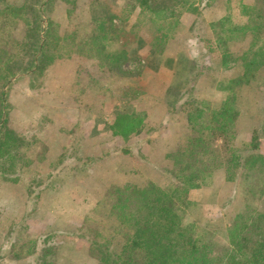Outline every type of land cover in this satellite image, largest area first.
Here are the masks:
<instances>
[{"label":"rangeland","instance_id":"1","mask_svg":"<svg viewBox=\"0 0 264 264\" xmlns=\"http://www.w3.org/2000/svg\"><path fill=\"white\" fill-rule=\"evenodd\" d=\"M2 1L3 8L24 7L22 12H15L20 14L17 22L12 16L3 18L0 13V91L3 88L6 91V102L1 105L0 112L6 113L7 124L14 127L18 134L28 124L22 121L17 109H29L24 96L31 90L40 100L49 103H42V109L54 108L46 94L52 93L56 100L72 105L78 101L81 104L83 98L85 104L82 107L101 109V120L108 127L111 124L104 118L108 119L106 109H117V114L124 109L132 110L130 119L118 117L116 122L119 131L126 130L130 134L127 148L131 157L126 155L114 162L116 159L108 152L106 157L113 160L109 164V160H105L103 170L111 175L115 172L130 173L129 177L133 179L130 183L134 185L142 186L146 181H152L165 187L171 178L164 170L173 169L169 155L182 148L192 132L187 121L190 109L199 108L210 114L209 110L218 109L227 94H233L240 109L233 140L239 155H244L246 148L249 150L252 134L263 124L264 69L258 68L250 83L231 82L242 75L240 53L248 44L249 32L236 30V37L230 41L228 31L233 26L252 23L243 13V4L261 7L264 14V0H158L160 7L162 1L168 4L172 14H163L162 24L159 22L157 26L148 20L146 12L139 11L138 5H131V0H41L42 27L38 38L47 44L43 47L39 68L37 57L41 52L33 54L35 49L32 47L36 27L30 11L35 0H1L0 11ZM128 4L130 6L126 7ZM33 7L36 10L38 5ZM112 14L116 16L112 24L124 28L118 42L113 39L114 35H109L112 29L108 23L102 38L95 22L98 16H105L109 21ZM231 32L234 34L235 30ZM260 32L264 40V19ZM241 37H244L243 40ZM122 48L129 57L122 66L124 71L108 65L111 54ZM229 82L232 88L222 90ZM59 88H62L61 91ZM55 89H58V94ZM110 115L113 122L115 111ZM41 122L29 126L24 136L29 138L34 135ZM139 132H142L141 136L134 135ZM141 138L143 146L132 145L131 141ZM220 144L221 141L216 138L215 145L218 147ZM30 150L42 156L45 146H24L21 149L26 153ZM36 159L32 155L28 172L22 169L17 173V163L13 159L0 157V214L3 213L2 204L10 199L13 201L7 204L8 212L18 215L24 208V197L29 209L35 207L33 211H36L34 214L31 210L26 212L22 219L26 220L27 226L20 233L14 249V255L20 256L18 263L29 264L32 261V264H39L38 256L48 245L53 246V250L49 253L50 257L45 258L46 264H105L98 260V246L101 244H106L111 253L119 254L131 230L126 223H121L123 215L111 203L98 199L83 210L63 211L64 217L70 218L66 227L49 225L47 222L50 221L44 220V214L53 212L47 210L54 196L45 189L33 195L30 201L28 198L31 195L26 196L24 189L18 195L15 190H11L12 194L8 193L7 186L10 189L12 183L22 182L26 190L32 186L42 189L47 185L49 179L36 180V176L30 174L38 173L36 166L34 168ZM22 161L18 164L20 167L24 165ZM101 165L102 162H96L97 169L90 175L95 178V184L107 189L109 183L99 181ZM244 171L247 170L237 167L216 169L209 183L191 188L187 193L193 205L183 212L184 222L193 223L197 235H206V240L212 239L219 244V249L221 245H227V229L246 205L264 215L263 175L253 174L247 178V174L243 175ZM52 179L56 180V177ZM89 186V182L84 184V189ZM97 193L95 190L93 198L97 197ZM52 216L58 215L54 211ZM78 217L82 220L78 221L80 224L75 222ZM58 229H67V232L63 234ZM31 234L33 239L38 240L34 253L26 257L28 244L22 241ZM21 248L25 251L22 252ZM213 251L215 253L216 248ZM58 254L65 256L60 258ZM4 263L1 258L0 264Z\"/></svg>","mask_w":264,"mask_h":264},{"label":"trees","instance_id":"2","mask_svg":"<svg viewBox=\"0 0 264 264\" xmlns=\"http://www.w3.org/2000/svg\"><path fill=\"white\" fill-rule=\"evenodd\" d=\"M131 1V5H138L139 11L146 12L148 20L156 26L159 22L162 24L163 14L167 12L172 14L170 6L164 1L162 7L158 0ZM40 3L41 0H35L34 5L38 7L35 10L32 5L30 11L37 33L33 36L35 46L32 45L35 49L33 54L41 52L37 57L38 68L41 65L43 47L47 44L38 38V32L42 27L43 10V3L41 5ZM3 6L2 1L0 13L3 14V18L8 19L12 16L17 22L20 14L15 12L16 10L22 12L24 7L3 8ZM242 8L243 13L252 23L248 25L247 22L241 27L236 25L228 31L230 41L236 37V30L241 31L240 33L249 32L248 44L240 53L242 75L231 81L237 84L250 83L256 70L264 69V40L260 32L264 19L263 10L261 7L246 4H243ZM114 17L116 16L112 14L108 21L105 16H98L95 22L102 38L109 24L112 29L111 32L108 30L109 35H114L113 39L118 42L124 28L112 24ZM168 18L171 19L169 16ZM232 30H235L234 34H231ZM255 37L257 38L254 41ZM243 38L241 37V40ZM126 54L124 48L118 49V52L116 50L111 54L108 65L124 71L122 66L129 60ZM231 82L222 90L227 91L232 88V85H229ZM234 97L233 94H227L217 106L218 109L209 110L210 114L199 108L194 111L190 109L187 113V121L192 132L186 137L182 148L169 155L173 169L164 170L171 178L167 186L161 187L152 181H146L142 186L127 183L112 187L105 193L106 202L121 211L123 215L120 217V220L123 219L121 223H126L131 233L122 243L119 254L111 253L106 244L99 245V261H104L105 264H222L223 262V264H264V215L256 212L253 207L246 205L242 212L236 215L227 229V245H221L220 249L219 244L214 243L212 239L206 240V235H197L193 223L184 222L183 212L193 205L187 196L188 191L209 183L216 169L243 168L247 170L243 174H247V178L253 174L263 175L264 178V112H262L263 124L261 123L252 134L249 144L251 149L246 148L244 155L236 154L238 149L235 148L233 140L236 137V120L240 109L237 108ZM5 102L6 91L3 88L0 91V108ZM216 138L221 141L218 146L220 148L215 145ZM15 141L17 140L12 139L10 131L0 124V157L12 159L18 148L15 143L12 144ZM214 248H216L215 253ZM48 254L47 249L40 258L43 262L40 261L39 264H46L44 262H47L45 258Z\"/></svg>","mask_w":264,"mask_h":264},{"label":"crops","instance_id":"3","mask_svg":"<svg viewBox=\"0 0 264 264\" xmlns=\"http://www.w3.org/2000/svg\"><path fill=\"white\" fill-rule=\"evenodd\" d=\"M24 80L25 78H23V81ZM61 89L59 88L60 91ZM57 90L58 89H55L56 94H58ZM46 96L50 97L48 99L53 102L54 105L51 104L54 107L53 109H42V103H49L40 100V98L35 96L32 90L29 92V94L25 93L24 97H26L28 100L30 105L29 109H17V113L19 114L22 121L28 124V126L25 127V124L20 122V124H23V127H25L21 130L20 134L14 130V127L11 128L7 124L6 113L3 111L1 114L0 124H3V126L10 131L12 134V139L17 140L12 143H15L18 147L17 153L14 151L16 154L12 157L13 161L17 163V173L18 170L22 169H24L25 172L30 170L29 168L32 164L31 157L34 155L35 158H37L34 168L36 166V170H38L36 172L38 173L32 172L30 174L36 176V180L37 178H46L49 179V181L47 185L44 187L42 186V189H39V186H32L31 189L26 190L24 185L21 184L22 182L17 184L12 183L13 185H10V189L8 186L7 188L8 193L11 192L10 194H12L13 191L11 190H15L17 191V195L21 193L22 189H24L26 196L28 194L31 195L28 198L29 201L32 200L33 195L35 196L39 191L45 189L47 193H50L54 196L51 199L50 206L47 210V212L49 210H53V212L50 211L51 213L49 212L47 215L44 214V220L47 219V221H50H46L49 225L57 224L67 227L70 218L64 217L63 211H67L69 209H77L78 211L79 209L83 210L85 207H91L98 199H100L101 202L107 203V200L104 196L107 191H109L112 187L123 186L124 184L133 181V179H130L129 177L130 173L127 175L124 172H115V174L111 175L110 173L103 170L105 167V160H109V157H106L108 152L110 157H114L116 159L114 162H117L119 158L125 157L126 155L131 157L130 150L128 151L127 148V144H129L127 138L130 134L128 135L129 132L126 130L119 131V127L117 126L116 122L118 117L130 119V116H133V111L124 109V111H121V113L117 114V109H106L108 119L106 117L104 118L109 124H111L108 127L106 123L101 120V109H85V107H82V104H85V99L82 98L81 104H79L78 101L76 105H72L69 103H61L59 99L56 100L57 98L53 97L52 93L48 95L46 94ZM32 103H34V105H32ZM23 104L24 103H22V105ZM114 111L115 119L113 122H111L110 113ZM34 122H36L37 125L41 122L38 130L34 133V135H31V137H25L24 132L29 126L31 127ZM101 124H104L107 127L103 128ZM141 134L142 132H139L134 135L141 136ZM25 138H27V140H25ZM143 138L134 142L131 141L132 145L143 146ZM146 142L148 141L146 140ZM42 144L45 146V152L42 156H39V153H33L32 150H30L29 153L21 151L24 146H34L37 148L38 145ZM121 150L128 152L125 153ZM22 160H24V165L20 167L18 164L19 162H23ZM112 160L113 159L109 160L107 164L112 162ZM96 162H102V171L100 172L99 181L101 179L102 184H105V182L109 183V185L107 184V189H103V185L101 184H95V178L90 175L94 170L97 169ZM86 169H88V171H86ZM54 177H56V180L52 179ZM88 182L90 183L89 188L84 189V184L87 185ZM95 190L98 191V193L97 197L93 198ZM10 198L12 197L10 196ZM24 200V208L21 212H18V215H10L8 212V202L10 203L13 200L7 199V201L2 204L3 213L0 214V259L2 258V262L5 261L4 264H19L17 260H19L20 256L14 255V249L19 241L18 238L20 237V233L27 226L26 220L22 219L25 218L26 212L29 213L30 210L33 214L36 212L33 211L35 210V207L29 209V206L26 202L27 198L25 199L24 197ZM93 200L94 202L92 203ZM16 201L19 202V196L16 197ZM54 211L58 216H52ZM83 216L84 214L82 215V218ZM52 220H55L56 222H52ZM78 221H80L79 217L75 220L76 224H80V222H82V220L80 222ZM58 231L65 234L67 229H58ZM41 233L43 235L47 234L46 232ZM31 235H26V239L22 241L28 244L25 253L26 257L34 253V247L36 241L38 240L33 239L34 235ZM32 247L33 249H31ZM24 249L21 248L22 252L25 251ZM47 249L49 250V253H52L53 246H46L42 250V254H44L45 250ZM42 254L38 256L39 260L42 258ZM33 256H35V254ZM63 256L65 255L58 254L57 257L64 258ZM46 257L49 258L50 255L48 254ZM27 260L29 261L30 258H27ZM42 262L43 261H41V263ZM29 264H32V261Z\"/></svg>","mask_w":264,"mask_h":264}]
</instances>
